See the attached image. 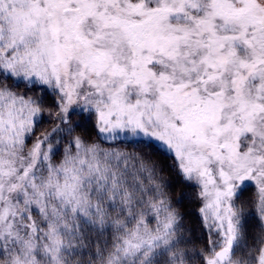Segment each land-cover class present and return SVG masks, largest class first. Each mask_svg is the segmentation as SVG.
Listing matches in <instances>:
<instances>
[{
  "label": "snow or ice",
  "instance_id": "1",
  "mask_svg": "<svg viewBox=\"0 0 264 264\" xmlns=\"http://www.w3.org/2000/svg\"><path fill=\"white\" fill-rule=\"evenodd\" d=\"M0 264H264V0H0Z\"/></svg>",
  "mask_w": 264,
  "mask_h": 264
},
{
  "label": "trees",
  "instance_id": "2",
  "mask_svg": "<svg viewBox=\"0 0 264 264\" xmlns=\"http://www.w3.org/2000/svg\"><path fill=\"white\" fill-rule=\"evenodd\" d=\"M42 127H48L47 122H45ZM152 159H154L160 166L164 168L165 175L168 177L169 183L173 185L172 191L175 193L174 198H179L182 191H187L184 189L183 185L179 184L178 177L175 173L170 171L172 160L167 157L164 153L163 149L155 151L153 153ZM251 193H247L246 196H250ZM185 211L189 213L186 216V221L192 226L193 228V239L197 242V244L204 242V235L203 230L200 227V220L196 213V205L193 203H189L187 200L184 204Z\"/></svg>",
  "mask_w": 264,
  "mask_h": 264
}]
</instances>
